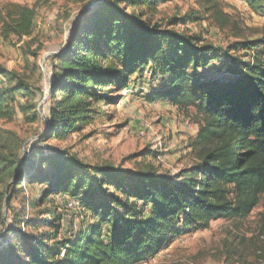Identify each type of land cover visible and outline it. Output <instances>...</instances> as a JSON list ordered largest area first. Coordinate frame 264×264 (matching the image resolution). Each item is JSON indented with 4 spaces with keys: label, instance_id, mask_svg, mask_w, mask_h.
I'll return each mask as SVG.
<instances>
[{
    "label": "trees",
    "instance_id": "trees-1",
    "mask_svg": "<svg viewBox=\"0 0 264 264\" xmlns=\"http://www.w3.org/2000/svg\"><path fill=\"white\" fill-rule=\"evenodd\" d=\"M172 1L98 0L81 12L65 47L50 58L48 110L32 157L22 158L16 133L0 134V176L25 174L30 186H41L39 200L29 203L32 210L51 195L67 194L92 217L65 238L64 215L55 210H39L32 219L14 213L10 225L3 218L0 264H141L213 222L245 220L259 205L264 195V40L219 48L202 33L172 28L200 18H174L166 27L153 22L158 8ZM240 1L264 13V0ZM36 16L34 7L10 4L0 15L1 32L19 41L29 38ZM38 53L31 52L35 58ZM214 63L227 80L202 74ZM146 73L164 85L144 96L146 102L192 109L202 118L187 146L196 156L193 165L176 174L131 172L88 166L67 151L42 148L111 119L109 109L121 103L120 93ZM0 78L8 83L0 89V122L13 121L27 111L17 95L32 92L22 75L1 64ZM13 199L3 193L2 207L12 209Z\"/></svg>",
    "mask_w": 264,
    "mask_h": 264
},
{
    "label": "rangeland",
    "instance_id": "rangeland-1",
    "mask_svg": "<svg viewBox=\"0 0 264 264\" xmlns=\"http://www.w3.org/2000/svg\"><path fill=\"white\" fill-rule=\"evenodd\" d=\"M97 1L89 0L85 6L82 0H0V15L10 4L28 5L37 13L34 34L21 41L5 37L0 22V64L22 75L32 92L17 95L18 103L27 108L24 114L18 112L13 121L0 122V134L14 132L19 136L23 144L22 158L32 157V146L43 130L41 118L47 114L48 83L53 78L50 58L65 47L78 15ZM215 3L217 7L214 8ZM187 16L200 19L187 25L180 22L172 28L179 32L202 33L208 43L219 48L243 40H264V13L254 12L240 0H214L213 3L175 0L161 5L152 20L166 27L174 18ZM31 52H39L38 57ZM218 66L219 63H214L202 74L207 79L227 80L229 75L216 72ZM7 85L0 78V89ZM163 87L160 79L154 81L146 73L141 81L132 83L120 93L126 101L110 107L111 119L96 123L64 141L45 142L42 148L67 151L88 166L178 173L196 162V156L187 146L192 139L190 133L198 132L202 118L192 109L182 111L164 102L144 100V96ZM35 114L38 117L33 120ZM26 177L25 174L20 177L19 173L0 176V197L3 193L14 197L9 211L0 202V233L3 218L10 225L14 213L32 219L38 217L39 210H55L64 215L65 230L61 238L71 229L76 231L83 220L91 221V215L86 214L81 203L67 194L51 195L45 205L32 210L29 203L39 200L40 195L36 193L41 191V186H30L24 181ZM141 264H264V195L247 219L213 222L205 231L176 239L157 257Z\"/></svg>",
    "mask_w": 264,
    "mask_h": 264
},
{
    "label": "crops",
    "instance_id": "crops-1",
    "mask_svg": "<svg viewBox=\"0 0 264 264\" xmlns=\"http://www.w3.org/2000/svg\"><path fill=\"white\" fill-rule=\"evenodd\" d=\"M122 101L124 102V101H126V99L124 98V100H122ZM196 134H197V131H196V132H192V133H190V135H191L192 138L195 137Z\"/></svg>",
    "mask_w": 264,
    "mask_h": 264
},
{
    "label": "water",
    "instance_id": "water-1",
    "mask_svg": "<svg viewBox=\"0 0 264 264\" xmlns=\"http://www.w3.org/2000/svg\"><path fill=\"white\" fill-rule=\"evenodd\" d=\"M94 5H95V3H92V5L87 8V10L91 9ZM53 55H57V54H53Z\"/></svg>",
    "mask_w": 264,
    "mask_h": 264
},
{
    "label": "bare ground",
    "instance_id": "bare-ground-1",
    "mask_svg": "<svg viewBox=\"0 0 264 264\" xmlns=\"http://www.w3.org/2000/svg\"><path fill=\"white\" fill-rule=\"evenodd\" d=\"M75 204V203H74Z\"/></svg>",
    "mask_w": 264,
    "mask_h": 264
}]
</instances>
